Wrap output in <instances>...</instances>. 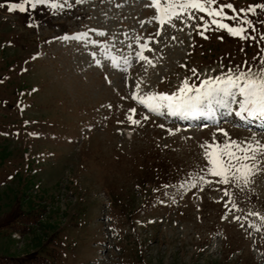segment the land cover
I'll list each match as a JSON object with an SVG mask.
<instances>
[{
  "label": "rangeland",
  "instance_id": "obj_1",
  "mask_svg": "<svg viewBox=\"0 0 264 264\" xmlns=\"http://www.w3.org/2000/svg\"><path fill=\"white\" fill-rule=\"evenodd\" d=\"M226 2L238 10L264 0H218ZM11 3L0 0V133L7 134L0 135L1 264H21L1 260L13 255L26 264H264V220L250 215L264 216V171L251 178L250 199L237 194L239 210L226 211L220 189L230 186L190 187L207 165L200 145L213 133L224 140L216 124L149 113L133 96L139 82L141 95L170 94L185 78L198 84L192 68L217 75L221 65L255 66L264 42L219 29L205 39L179 20L175 28L160 26L151 0H57L51 10L25 4L24 11H9ZM224 11V22L235 24L232 10ZM198 15L205 21L193 27L212 19ZM150 33H158L144 53L151 62L141 61L127 47L129 36L146 41ZM250 35H264V28L257 23ZM215 107L220 119L233 118L219 123L229 137H264V126L245 127L254 119ZM141 115L149 119L140 125L128 120ZM27 146L39 159L24 179L32 168Z\"/></svg>",
  "mask_w": 264,
  "mask_h": 264
},
{
  "label": "snow or ice",
  "instance_id": "obj_2",
  "mask_svg": "<svg viewBox=\"0 0 264 264\" xmlns=\"http://www.w3.org/2000/svg\"><path fill=\"white\" fill-rule=\"evenodd\" d=\"M47 0H22L21 3H11L8 7L9 11L19 9L25 10V4H30L35 8L38 4H44ZM83 2V0H81ZM118 3H123V0H118ZM4 5L0 4V7ZM151 6L156 10L157 15L154 21L158 22L160 26L165 24L172 28L176 27L174 20L185 22V25L190 27L192 31H196L200 37L207 39L206 31L225 30L230 36L237 37L240 40H261L264 42V35L259 37L250 35V30L255 31V25L258 23L264 28V20H253L246 13H251L253 16H264V3H257L247 7H240L238 10L232 2H226L223 5L218 4V0H151ZM224 8L231 9L234 13L230 19L236 23L230 25L224 22L222 17L226 16ZM199 13H206L208 17L212 18L209 22L195 24L193 21H205L203 15ZM241 13L245 15L241 16ZM141 24H146V21H140ZM215 26L212 28L211 26ZM103 28V25H101ZM106 31H101V37L107 35ZM127 35V33H125ZM191 35V33H189ZM153 36H158V33H150L147 40H143L140 35L129 36L133 43H129L127 47L134 48L135 58L141 61H148L149 57L144 53L151 51L150 43ZM67 41L68 35L61 37ZM223 39V37H218ZM80 35L75 36V40L79 41ZM92 44L97 43L96 40L91 41ZM192 47H196L195 44ZM243 51V49H241ZM264 51V50H262ZM95 56L96 53H91ZM123 59V57H122ZM256 60V57H253ZM95 65L102 66L100 59H95ZM111 63L118 66L115 56L111 58ZM126 65L130 61L125 59ZM215 72V69L211 70ZM192 76L199 81L189 82V78H185L182 85L170 94L167 92L148 91L141 95L142 82L136 83V92L133 96L140 101V103L148 110L149 113H156L158 115H171L173 117L179 116L182 119L189 117H198L201 115L210 116L216 124V131L223 134V142L218 141L213 133L211 142H204L200 145L207 159L206 167L201 168L190 184L191 188H196L201 185H217L230 186L221 188L223 196L228 198V203L225 204V210L231 212L239 210L238 205L234 202V197L237 194L244 195L251 191V178L264 171V137H257L256 133L252 134L250 139L237 140L229 137V134L219 127L220 120L216 118L215 112L219 108L224 109L228 113H234L235 116L242 120L260 119L264 120V58H261L255 66L249 65L247 61L242 65H229L224 69L221 65V71L217 75H211L208 72L199 73L195 68L191 69ZM235 106V107H234ZM135 112V109H131ZM148 115H141L139 119H134L131 116L128 120L132 125H140L141 121H147ZM123 123V121H118ZM159 127L165 128V125L160 124ZM180 129H175L179 132ZM169 134H174L173 129H167ZM183 188L184 185H181ZM231 204V207H229ZM253 216H260L258 212L250 213ZM227 219V217H222ZM236 220L238 216L233 217Z\"/></svg>",
  "mask_w": 264,
  "mask_h": 264
},
{
  "label": "bare ground",
  "instance_id": "obj_3",
  "mask_svg": "<svg viewBox=\"0 0 264 264\" xmlns=\"http://www.w3.org/2000/svg\"><path fill=\"white\" fill-rule=\"evenodd\" d=\"M209 120H212V118L202 119L201 116H198V117H189V118L185 119V121L187 123L209 122ZM254 121L257 122V123H252L254 126L257 125V124L264 125V120L254 119Z\"/></svg>",
  "mask_w": 264,
  "mask_h": 264
},
{
  "label": "trees",
  "instance_id": "obj_4",
  "mask_svg": "<svg viewBox=\"0 0 264 264\" xmlns=\"http://www.w3.org/2000/svg\"><path fill=\"white\" fill-rule=\"evenodd\" d=\"M11 260V261H14L15 260V258H5V259H2L3 261H5V260ZM20 262H21V264H23L24 262H23V260L21 261L20 260ZM0 264H1V261H0Z\"/></svg>",
  "mask_w": 264,
  "mask_h": 264
}]
</instances>
